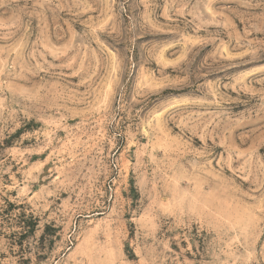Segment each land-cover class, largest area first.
Returning a JSON list of instances; mask_svg holds the SVG:
<instances>
[{
    "label": "rangeland",
    "instance_id": "obj_1",
    "mask_svg": "<svg viewBox=\"0 0 264 264\" xmlns=\"http://www.w3.org/2000/svg\"><path fill=\"white\" fill-rule=\"evenodd\" d=\"M0 264H264V0H0Z\"/></svg>",
    "mask_w": 264,
    "mask_h": 264
}]
</instances>
